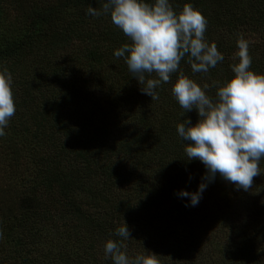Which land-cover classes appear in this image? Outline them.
Instances as JSON below:
<instances>
[{
	"label": "trees",
	"instance_id": "1",
	"mask_svg": "<svg viewBox=\"0 0 264 264\" xmlns=\"http://www.w3.org/2000/svg\"><path fill=\"white\" fill-rule=\"evenodd\" d=\"M105 2L0 0V71L11 73L23 132L9 120L0 137V264H113L108 240L122 241L132 258L154 253L159 264H264V250L248 244L264 239V222L254 234L247 216L235 218L238 206L228 197L260 198L258 183L237 190L217 174L198 205L186 207L189 198L177 196L197 191L206 168L188 160L177 133L179 123L190 118L195 125L200 117L172 94L182 72L209 84L206 94L215 98L234 76L241 36L250 70L264 74V0H170L177 13L185 4L201 12L205 39L224 60L193 73L186 54L154 100L114 55L130 38L110 14L86 15ZM48 84L65 91L48 97ZM43 128L64 136L54 152L34 134ZM125 223L127 240L115 234ZM235 235L243 249L231 243Z\"/></svg>",
	"mask_w": 264,
	"mask_h": 264
},
{
	"label": "clouds",
	"instance_id": "2",
	"mask_svg": "<svg viewBox=\"0 0 264 264\" xmlns=\"http://www.w3.org/2000/svg\"><path fill=\"white\" fill-rule=\"evenodd\" d=\"M102 14H110L112 23L132 41L115 50L114 55L124 57L142 86L140 91L152 100L158 98L156 89L170 81L186 54L193 73H207L224 60L216 44L205 39L206 18L191 4L177 13L170 0H155L153 4L145 0H106L102 8L89 6L86 11L92 17ZM237 47L239 63L230 65L234 76L217 88L215 98L206 94L209 84L201 86L182 72L172 87L179 105L187 112L195 109L200 117L195 125L190 118L179 123L177 133L185 142L188 160L198 159L206 168L197 191L177 193L180 198H189L186 207L198 205L217 174L237 190L245 191L260 174L259 162L264 158V74L250 70L252 58L243 36L237 40ZM152 73L158 78H146ZM11 85V73L0 71V137L6 135L5 128L16 111ZM115 234L125 240L131 238L126 223ZM122 247V241L105 243V255L113 264H159L154 253L132 258Z\"/></svg>",
	"mask_w": 264,
	"mask_h": 264
},
{
	"label": "rangeland",
	"instance_id": "3",
	"mask_svg": "<svg viewBox=\"0 0 264 264\" xmlns=\"http://www.w3.org/2000/svg\"><path fill=\"white\" fill-rule=\"evenodd\" d=\"M248 39L250 42H252L254 40V38H252L250 36ZM74 49H76V48L74 47ZM57 85L48 84L46 92H51V93L47 94L48 97L49 96H52V98L57 97L59 95V93H62L63 91H65L64 87L59 85L61 87V89H60ZM87 108L91 109L89 107H87ZM19 116H20L19 110L16 109L15 114L10 118V120L17 124V125H15V127L17 128L19 133H23L22 132V126L18 120ZM26 117H27V114L23 118L22 121H24L26 119ZM98 125L99 124H97L95 127H97ZM95 127H93V128H95ZM130 127L134 129L136 126L130 125ZM116 129H117V132H119L118 129H120V127L117 126ZM34 132H30V133L36 134L42 143L50 145L52 147V149H50V150L53 152L57 149L59 141L61 139H64L63 138L64 136H62L63 134L61 132L54 133V132H51V130L47 129V128L39 129V130L34 131ZM113 134L120 137V135H118L116 133H113ZM117 136H116V138L119 139V137H117ZM59 137H60V139H58ZM49 141L55 142V143L52 145V144H50L51 142H49ZM253 182H254L255 186L258 183V185L260 187V190L262 192L260 198L257 197L256 199H249V198L245 197L244 200H240L238 198L231 196L230 193H228V197L232 200V202L236 203L238 206V212H237V216L235 218L240 217V216H242V217L247 216V219L250 220L249 223L251 224L252 232L254 234H256L258 232V230L256 229L257 224L264 222V173L262 172V173L256 175L255 177H253ZM211 236H214V234L211 233ZM231 243H238V246H240L241 249H243V247L245 245V241H244L243 237L239 236V235H235V238L231 240ZM248 244L251 246V248L254 249L255 252L258 250H264V239L257 238V239H255L254 242L248 243ZM23 248H25V247H23ZM20 249H22V247ZM22 254H24V253L22 252ZM250 256H251V254H249L245 258L247 259ZM246 264H253L252 260H249Z\"/></svg>",
	"mask_w": 264,
	"mask_h": 264
}]
</instances>
